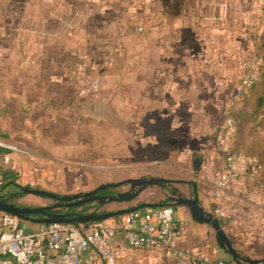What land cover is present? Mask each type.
Segmentation results:
<instances>
[{"label":"crops","instance_id":"0c3cea01","mask_svg":"<svg viewBox=\"0 0 264 264\" xmlns=\"http://www.w3.org/2000/svg\"><path fill=\"white\" fill-rule=\"evenodd\" d=\"M223 13L220 23L206 19ZM261 14V0H0V87L7 83L2 95L8 103L26 105L37 101L30 96L52 95L57 103L78 104L80 110L75 113L100 121L110 118L108 102L119 87L125 107L118 115L135 120L140 152L161 143L163 136L169 151L176 152L175 161L187 162L193 151H207L200 171L195 170L199 184L212 173L214 163L222 168L214 144L211 148L206 138L207 120L234 104L232 95L241 72L239 49L249 47ZM63 22L72 26L71 39L62 31ZM141 25L143 31H138ZM82 43L101 47L97 52H103L99 73L103 85L96 93L81 94L77 81L67 74L69 68L58 58L65 49L78 55ZM39 102L53 107L47 99ZM260 126L264 127V120ZM106 143L110 142L105 140L104 151ZM10 156L16 170L34 165L24 151H11ZM0 165L7 169L1 158ZM254 181L231 182L225 189L226 196L234 199L238 216L244 207L242 193L246 186L252 191ZM193 183L177 188L186 196L195 194L208 210L212 193L207 195ZM163 190L166 197L168 189ZM174 207L175 220L184 224L179 247L230 259L210 226L194 221L186 207ZM112 245L121 250L115 264H171L161 246L136 249L121 234L115 235ZM96 264L105 262L99 259Z\"/></svg>","mask_w":264,"mask_h":264},{"label":"rangeland","instance_id":"374dc122","mask_svg":"<svg viewBox=\"0 0 264 264\" xmlns=\"http://www.w3.org/2000/svg\"><path fill=\"white\" fill-rule=\"evenodd\" d=\"M261 2L260 25L254 35L249 37V47L245 48L246 52L244 48L239 49L241 50V72L248 59L253 57V53L258 52L259 44L262 42L264 8L263 0ZM65 36L71 39L67 34ZM82 44L79 46L78 55L73 56L68 49L61 51L58 55L64 67L69 68L67 71L69 78L77 81L75 84L79 90L92 75L101 76L100 65L103 61L102 50L97 52L101 47H95L90 43L87 46ZM83 60L87 67L76 72L79 65L83 64ZM102 85L100 78L99 88ZM2 90H7L6 82L0 87V135L13 147L11 151L26 152L34 164L31 167L25 164L24 169L12 173L17 186L11 191L18 192L13 199L18 206H48L53 203V200L48 197L22 192L21 186L44 189L60 195H71L87 192L103 183L140 176L193 180L198 188L205 189L207 195H211L213 191L219 162L213 164L212 173L205 175L204 180L199 184L196 179L200 171L199 163L208 158L207 151L195 150L192 152V158L187 162L175 161L173 153L176 152L169 151L166 136H163L165 139L163 138L161 143L151 146L147 151H139L140 144L139 140L137 141L139 133L134 128L135 120L120 118L118 115L121 106L125 107L120 103L119 87L116 88V96L111 99L113 101L108 102L110 118L100 121L75 113L77 109L78 112L80 110L78 104L71 105L65 101L57 103V99L52 95L41 99L42 97L35 95L31 97L28 94L33 100H37L30 105L21 102L8 103L6 95H2ZM232 98L234 104L227 109L233 114L240 131V135L234 137L233 149L245 153H251L254 148L260 151L264 147V127L257 128V126L258 121L264 119V114L261 113L264 112V83L253 87L244 98L236 99L234 94ZM45 99L55 107L49 105L46 107L39 102ZM131 105L134 104L131 103ZM222 108L213 119L207 120L209 131L206 133V138L211 148L217 128L224 119ZM129 130L132 132L131 135ZM105 140L110 142L106 143V151L103 150ZM134 148L139 152L135 153ZM196 160L198 162H194ZM196 169L199 171H195ZM182 185V183L175 184L176 187ZM252 185V191L246 186V190L242 193L244 207L242 206L240 210V216H238L234 199L225 196L224 211L228 221L222 225L234 246L243 255L264 259V175L255 179ZM127 188L128 185H123L110 189V192L124 191ZM163 189L167 192L168 188L153 186L146 188L135 199L127 202H109L101 206L90 203L79 206L77 210L83 213L96 209L105 212L130 207L141 202L162 201L165 199ZM214 205L213 201V205L208 210L212 211ZM238 217H240L239 221ZM37 225L22 221V226L27 229H34ZM211 232L213 233L212 229ZM164 249L170 258V263L176 264L168 250Z\"/></svg>","mask_w":264,"mask_h":264},{"label":"built area","instance_id":"2783aa9c","mask_svg":"<svg viewBox=\"0 0 264 264\" xmlns=\"http://www.w3.org/2000/svg\"><path fill=\"white\" fill-rule=\"evenodd\" d=\"M223 17L224 13L210 14L206 19L220 23ZM137 30L143 31V26H138ZM62 31L70 37L73 35L70 23L63 22ZM83 67H87L85 60L76 72ZM258 75L257 62L253 58L248 59L239 75L236 99L249 91ZM99 84L100 77L92 75L83 83L80 93H96ZM235 131V121L226 109L214 138L215 151L222 168L213 183L215 205L211 212L220 223L222 220L221 225L228 221L224 211L226 187L231 182L257 179L263 169L255 156L233 149ZM12 149L7 139L0 135L2 165L15 171L16 165L10 156ZM174 213V205L163 204L89 223H40L36 229L26 230L20 218L0 211V264H96L99 259L105 264H115L121 255V250L112 245V239L117 234H121L136 249L155 246L166 248L178 264H239L232 259L198 255L188 247H179L177 239L184 224L175 220Z\"/></svg>","mask_w":264,"mask_h":264},{"label":"water","instance_id":"95a60500","mask_svg":"<svg viewBox=\"0 0 264 264\" xmlns=\"http://www.w3.org/2000/svg\"><path fill=\"white\" fill-rule=\"evenodd\" d=\"M177 183L193 185V181L188 180H176L165 178L161 176H140V177H128L115 182L103 183L91 189L87 192H78L71 195H60L48 190L32 188L29 186H21L22 192L48 197L52 200L63 201L65 207L81 206L85 203L96 201L98 205H103L109 202H127L135 199L143 190L149 187H168V195L162 201L157 202H141L136 205L120 208L117 210H110L100 213H86L78 214L75 216H69L68 213H49L48 211L54 207H60V204L48 205V206H17L0 197V211L11 213L22 221L32 223H89L92 221L103 220L110 217L120 215L122 213L142 209L146 207L160 206L163 204L184 206L188 209L191 217L198 223H204L210 226L213 230L215 240L218 246L236 263L239 264H264V259L251 258L247 255H243L232 243L231 239L225 232L219 219L209 210H206L198 201L195 194L186 196L179 191L175 186ZM128 185V188L124 191H119L115 194H102L97 195L98 191H105L107 189L117 188L119 186ZM173 185V186H170ZM76 199V200H73ZM31 214H44L45 216L40 218L30 217Z\"/></svg>","mask_w":264,"mask_h":264},{"label":"trees","instance_id":"16d2710c","mask_svg":"<svg viewBox=\"0 0 264 264\" xmlns=\"http://www.w3.org/2000/svg\"><path fill=\"white\" fill-rule=\"evenodd\" d=\"M261 39H262V42L259 44L258 52L256 51L255 53H253L254 55L252 57L257 62L259 75H258V78L255 80V82L252 84L249 91L251 89H253V87H257L259 84L264 83V81H263V75H264V28H263V32L261 33ZM247 93L244 94L242 96V98H244L247 95ZM260 99L262 100L263 98H260ZM261 113L264 114V112H261ZM230 114L233 117V114L232 113H230ZM263 120L264 119H261V121H263ZM234 121H235V125H236V131H235L234 137H236L237 135H240V133H239L240 131H239L238 124H237L235 119H234ZM261 121H258V123H260ZM263 149H264V147H263ZM263 149H260V151H258L254 148L253 150H251V153H247V154H250L252 156H255L256 159L258 160V162L262 165L263 169H262L261 175H264V151H262ZM12 173H13V171H11L9 169H4L1 167L0 197L2 199L7 200L8 202H10L14 205H17L13 202V199L15 196V193H14L15 191H11V189H14V187L17 186V184L14 181Z\"/></svg>","mask_w":264,"mask_h":264},{"label":"flooded vegetation","instance_id":"af4514ba","mask_svg":"<svg viewBox=\"0 0 264 264\" xmlns=\"http://www.w3.org/2000/svg\"><path fill=\"white\" fill-rule=\"evenodd\" d=\"M15 195L18 193V192H14ZM117 192H110V189H107L105 191H98L96 194L97 195H102V194H115ZM73 200H76V199H73ZM90 203H96V201H93V202H89V203H85V204H90ZM55 204H60V207H54L52 209H50L48 212L49 213H55V212H59V213H68L70 214L69 216H75V215H78V214H86V213H91V212H95V213H100V212H103L102 210H93V211H90V212H86V213H83L81 211H78L77 208L79 206H75V207H65L63 204V201H60V200H53V203L50 204V205H55ZM83 204V205H85ZM81 205V206H83ZM97 206H101V205H98L96 203ZM45 216L44 214H31L30 217H33V218H40V217H43Z\"/></svg>","mask_w":264,"mask_h":264}]
</instances>
